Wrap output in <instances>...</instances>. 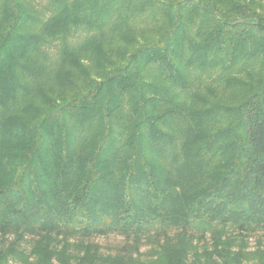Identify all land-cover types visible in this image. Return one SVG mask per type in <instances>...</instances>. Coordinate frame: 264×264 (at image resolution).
Masks as SVG:
<instances>
[{
  "label": "trees",
  "instance_id": "trees-1",
  "mask_svg": "<svg viewBox=\"0 0 264 264\" xmlns=\"http://www.w3.org/2000/svg\"><path fill=\"white\" fill-rule=\"evenodd\" d=\"M0 264H264V0H0Z\"/></svg>",
  "mask_w": 264,
  "mask_h": 264
},
{
  "label": "rangeland",
  "instance_id": "rangeland-1",
  "mask_svg": "<svg viewBox=\"0 0 264 264\" xmlns=\"http://www.w3.org/2000/svg\"><path fill=\"white\" fill-rule=\"evenodd\" d=\"M115 237L114 236H110V237H99L96 239V241L102 243L105 245V247H110L112 248V246H114V242H115Z\"/></svg>",
  "mask_w": 264,
  "mask_h": 264
}]
</instances>
